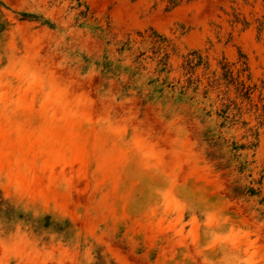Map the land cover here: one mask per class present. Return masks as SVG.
<instances>
[{"label":"rangeland","instance_id":"rangeland-1","mask_svg":"<svg viewBox=\"0 0 264 264\" xmlns=\"http://www.w3.org/2000/svg\"><path fill=\"white\" fill-rule=\"evenodd\" d=\"M85 2L105 36L81 26L69 0H0V193L74 229L65 243L0 211V264H98L100 252L115 264H264V0ZM152 30L171 44L169 82L192 80L187 97H149L150 58L136 83L103 77L105 56H154ZM194 51L203 65L187 73ZM243 62L251 100L222 79ZM204 132L249 147L243 181L262 179V198L231 196L238 174L208 163Z\"/></svg>","mask_w":264,"mask_h":264},{"label":"trees","instance_id":"trees-1","mask_svg":"<svg viewBox=\"0 0 264 264\" xmlns=\"http://www.w3.org/2000/svg\"><path fill=\"white\" fill-rule=\"evenodd\" d=\"M73 5L74 9L78 10L77 20L81 22V26L92 29L98 36H105L107 29L103 26H100L96 23L94 15L92 14L90 7L87 5L85 0H69ZM172 4L175 6L177 3L172 1ZM22 20L37 22L42 26H47L49 28H54L55 24L50 19H45L43 16H39L38 19L36 16L29 13H22ZM143 36V35H141ZM149 40L153 45L154 56L145 57L146 52H140L137 55L131 65L124 64L125 59H118L117 61L112 60L109 56H105L103 61L100 63V66L103 68V77L107 79H112L114 77L128 76L130 81L135 83L138 81L135 78H143V73L141 70H146V67L143 63L150 58L153 62H156L155 71L158 73L157 78H149V86L153 87V92L149 97H153L155 93L164 95L166 92L171 91L175 92L179 89L181 97H187L189 89L193 84L192 80L188 81V86L176 87L169 82V75L171 73L170 65V53L169 49L171 48L170 41L166 36L152 30ZM133 40L129 38L126 42L122 44V47L118 50L120 55H124L127 52L133 51ZM187 73H191L203 65V58L201 55L194 51L190 53L189 57L185 62ZM223 80L227 82L228 85H235L237 90L240 92V95L247 99L251 100V95L254 92V88L251 87L248 82L251 80V75L249 72V67L246 62L242 63L241 69L238 71V76L234 77L233 72L226 64L223 67ZM246 75L247 81L243 79ZM164 76V77H163ZM132 83V82H131ZM132 84L125 83L122 89V96L128 97ZM199 87H195L193 90L197 92ZM201 147L204 150V156L208 163L212 164L217 172H224L225 176L233 177L235 174H238V178L232 182L230 188V194L234 199H243V198H262V179L259 181H249L244 183L243 179L246 177L245 173L248 171L249 163L246 160H243L241 151L248 149L249 147L245 144L238 145L236 142H230L224 137H215L214 134L210 132H204L201 134ZM252 146L256 147V144ZM251 175H248V178ZM264 202V198L261 199ZM0 211L13 214L22 219L26 220L27 226L32 229V231L37 236H42L44 233H50V228H53L56 233L61 235V239L65 243H69L71 239L74 238V229L72 224L68 220H58L57 222L47 223L45 219L34 218L29 214H24L16 210V207L10 205L0 193ZM47 240V239H44ZM107 255H103L102 252L97 254L98 264H115L113 261H108Z\"/></svg>","mask_w":264,"mask_h":264}]
</instances>
